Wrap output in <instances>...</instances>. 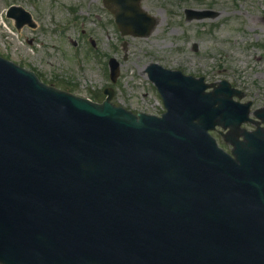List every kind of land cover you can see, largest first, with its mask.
Listing matches in <instances>:
<instances>
[{"label": "water", "instance_id": "obj_1", "mask_svg": "<svg viewBox=\"0 0 264 264\" xmlns=\"http://www.w3.org/2000/svg\"><path fill=\"white\" fill-rule=\"evenodd\" d=\"M141 1L103 0L122 35L156 25ZM7 17L35 27L22 8ZM108 65L115 83L119 63ZM145 72L159 118L115 107L111 89L93 103L0 58V264H264V145L232 141V159L208 133L238 126L250 104L225 81Z\"/></svg>", "mask_w": 264, "mask_h": 264}, {"label": "rangeland", "instance_id": "obj_2", "mask_svg": "<svg viewBox=\"0 0 264 264\" xmlns=\"http://www.w3.org/2000/svg\"><path fill=\"white\" fill-rule=\"evenodd\" d=\"M11 5L28 11L37 27L16 31L5 17ZM141 6L157 24L139 38L121 37L102 0H0V57L95 102L112 87V103L133 113L164 112L143 73L150 63L207 83L227 81L253 108L264 105V0H144ZM185 9L218 16L185 21ZM111 57L120 63L115 84L108 77Z\"/></svg>", "mask_w": 264, "mask_h": 264}, {"label": "flooded vegetation", "instance_id": "obj_3", "mask_svg": "<svg viewBox=\"0 0 264 264\" xmlns=\"http://www.w3.org/2000/svg\"><path fill=\"white\" fill-rule=\"evenodd\" d=\"M253 132L257 134H264V121L262 119L251 117L248 121L244 122L239 130V134H240L239 140L243 141V136L246 133H253ZM212 134L216 138L217 142H219V144L222 145V148L225 149L227 152H229L230 146L224 143L220 131L215 130ZM223 134H225V132Z\"/></svg>", "mask_w": 264, "mask_h": 264}]
</instances>
